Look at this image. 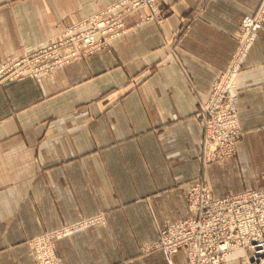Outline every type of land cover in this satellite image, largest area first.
I'll use <instances>...</instances> for the list:
<instances>
[{"label": "crops", "instance_id": "1", "mask_svg": "<svg viewBox=\"0 0 264 264\" xmlns=\"http://www.w3.org/2000/svg\"><path fill=\"white\" fill-rule=\"evenodd\" d=\"M117 1L0 0V62ZM168 1L162 25L135 14L110 49L0 85V264H33L31 237L101 212L107 226L58 241L62 264H167L160 250L133 258L157 236L147 204L164 205L161 219L189 216L181 185L201 171L199 103L261 0ZM238 86L239 155L253 164L264 155V29Z\"/></svg>", "mask_w": 264, "mask_h": 264}, {"label": "built area", "instance_id": "2", "mask_svg": "<svg viewBox=\"0 0 264 264\" xmlns=\"http://www.w3.org/2000/svg\"><path fill=\"white\" fill-rule=\"evenodd\" d=\"M149 2L155 5L154 0H149ZM130 5H137L136 0H133L128 6ZM121 7L122 4H118L116 7L83 20L80 24L83 29L81 28L80 32H78L77 27L70 29L64 32L61 35L62 40L54 42V45H51V41L46 44L42 43L43 47L36 49L32 54L28 53L33 50H28L25 53L28 55H24V57L7 60L0 66V75L9 74L12 78L24 77L27 74L41 76L54 68L69 63L74 58L101 50L108 40L105 39L106 34H108L106 28L112 25L114 21L113 17L110 16L106 22L105 16L108 12L111 14L118 12L117 10ZM263 22L264 8L257 20L249 16L246 17L243 23V32L240 35L241 47L235 55L228 73L226 72L227 74L221 79V83L230 84L229 87L225 85L224 88H231V90L236 88L239 66L245 60L248 48L258 31L263 28ZM58 44L63 45L66 49L62 51L56 62L51 61L50 51L57 48ZM44 48L48 50H42ZM43 59H46L45 62L49 61L50 64L45 66L39 64ZM28 70L30 73H27ZM221 83L216 86L210 96L211 98L209 97V103L207 102L209 106L220 105L223 94ZM229 105L233 107L232 100H229ZM228 110L218 114L221 119L218 123L221 136L227 134V131L235 129V126L236 128L239 127L236 118L230 117ZM237 133L238 131H234L232 135L221 139L215 138L210 149L211 154L215 156L217 153H221V151L216 150V146L225 139L230 143L232 152L236 145ZM262 178L263 186L260 190H250L219 199L211 197V190L208 186H199L191 194L192 217L184 221L167 223L163 229L162 238L155 243L164 247L165 254L169 256V263L175 264L171 255L183 247H187L186 264H231L233 261H229L228 257L235 250L243 251L240 257L241 262L238 264H264V174ZM47 241L41 237L33 240L35 246L38 243V258L43 255L42 250L40 251L42 247H39V244L43 245V242ZM45 245L44 251L51 254V246L46 243ZM41 264L58 263L55 259L49 258L48 262L41 261Z\"/></svg>", "mask_w": 264, "mask_h": 264}, {"label": "rangeland", "instance_id": "3", "mask_svg": "<svg viewBox=\"0 0 264 264\" xmlns=\"http://www.w3.org/2000/svg\"><path fill=\"white\" fill-rule=\"evenodd\" d=\"M133 0H119L116 3L110 5L109 7H106L105 9H102L98 11L97 13H94L90 15L87 18H91L92 16L103 12L104 10L111 9L113 7H116L118 4H122V7L118 9L116 13H110L108 12L105 16L106 22H108V19L110 16L113 17V24L107 26V37L105 39H108L106 42V45L98 51H95L90 54H84L81 57L74 58L69 61V63L64 64V67L68 64H70L72 61L76 59H82L87 56L100 53L104 50H108L112 47L113 42L119 40L122 38L124 35H126L129 30L132 28L131 26L127 25V18L132 17L135 14H139L137 24H143V23H148V22H155L158 25H162L165 20L169 16V10H171L170 2L168 0H154L155 5L151 4L149 0H136L135 6H128ZM146 4V5H145ZM264 8V0H261L260 4L258 7L251 13H247L241 17L240 25L238 30L234 34V38L236 41V47L234 50V53L227 65V67L220 71L214 78V81L212 82L211 88L208 91V93L202 97L199 107L196 113V119L200 126L202 127L203 130V141H202V147H201V154L199 156V163L201 166V171L199 172L198 176L186 183L185 185H181V189L184 192V198L187 204V209H188V217L182 218V219H174L171 217H165L161 219L162 217L160 216V212H162V208L164 205H155V203L149 202L147 204V212L151 214L155 228L157 230V236L154 241H147L143 242L139 248H140V253L133 258H142L145 255L149 254L151 251L154 250H160L163 254V257L166 261L167 264L169 263V256L165 254L164 252V247L160 245H156V241L162 238V233L163 229L166 227V224L169 222H175V221H184L188 220L192 217L191 213V205H192V198L191 194L194 193V191L199 187V186H208L211 190V197L214 199H219V198H225L231 195H236L242 192H247L250 190H260L262 189L263 186V174L264 170L262 172H257L254 169L256 166H258L259 160H264V155L262 156H257L254 158V163L250 164L242 159V156L239 155L240 153V144L244 135V131L242 128V125L239 120V86H238V80L236 83V88H224L225 85L228 87L230 84H224L223 82L221 83V79L228 73L229 67L232 63V61L235 58V55L239 51L241 47V38L240 35L243 32V23L246 19V17H252L254 19L259 18V14ZM120 13V15H119ZM86 18V19H87ZM85 20V19H84ZM76 27H71L68 28L66 31L70 29H74ZM83 29V28H82ZM264 29V22H263V28L258 31L257 35L253 39L252 43L250 44L247 55L245 57V60L241 62V65L239 66V74L245 69V62L246 59L249 55V52L257 39V37L260 35V33ZM78 32L81 31V29L78 28ZM65 31V32H66ZM96 34V33H95ZM62 40L61 34L57 35L54 37V39H51V45H54L53 43L59 42ZM42 43L35 46V47H27L24 49L21 53L9 57L7 59H4L0 62V66L5 63L7 60L13 59V58H20L24 57V55L32 54L36 49L42 48ZM59 47V48H58ZM57 48H54L53 50L50 51V55L52 57L51 61L58 59L60 54H62V51H65V47L63 45L58 44ZM70 48V47H69ZM28 50H33L28 54H25L26 51ZM42 50H48L47 48H44ZM55 51L54 53H52ZM79 52V51H78ZM46 59H43L39 62V64H43L45 66L46 64H50L49 61H46ZM45 62V63H44ZM57 67V68H60ZM54 68L45 74L38 76V75H33V74H27L24 77H16L12 78L9 76V74L5 75H0V85L10 83V82H15V81H21L25 79H37V78H42L47 76L49 73H51L53 70L57 69ZM227 72V73H226ZM27 73H30V70L27 71ZM32 73V72H31ZM224 73V74H223ZM4 76V77H3ZM221 83V89H223V94L221 97V103L220 105L217 104V106L208 105V101L210 100L209 97L212 95L214 89L216 86H219ZM225 89V91H224ZM211 98V97H210ZM229 100L233 101V107H230L229 105ZM208 102V103H207ZM229 105V107H227ZM229 109V114L230 117L236 118V121L239 125L238 128L232 129L227 131V134H224L223 136L220 135V128L218 126V123H220L221 119L218 117L219 112H223L224 110L227 111ZM262 130L264 131V126L261 127ZM234 131H238L237 133V138L235 140V148L231 152L232 148L230 146V143L228 142L227 139H225L222 143L217 144L216 150L221 151L220 154H216L213 156L211 154L210 149L213 146V143L215 142V138H223L225 136L232 135ZM257 142V141H254ZM258 146V145H256ZM256 164V165H254ZM254 165V166H252ZM214 192V193H213ZM91 225H100V226H107L108 225V214L107 212H101L98 213L97 215L90 216L88 218H82L74 223H66L63 226L59 227L58 229H54L52 231H47L43 234L33 236L29 239V244L31 245L32 248V256H33V264H41V261L48 262L49 258L55 259L58 264H62V259L61 256L58 253L57 250V243L59 240L62 238L68 237L73 235L74 233L84 230L88 228ZM41 237L42 239L48 240L47 242H43V245L41 243L39 244V247H45V243L49 246H51V254L47 251H44V248L40 249L42 250V257L38 258L37 253H38V243L35 246L33 240H37ZM187 247H183L180 249L177 253L171 255V259L175 264H186L187 262ZM183 254V261L181 263H178L176 260V256L178 254ZM129 253H127L128 255ZM242 255V251H236L234 255L231 257L232 261L231 264H238L241 262L240 257ZM126 255L123 254L122 260L123 261H128L131 258L125 257ZM132 260V259H131ZM224 264V263H222Z\"/></svg>", "mask_w": 264, "mask_h": 264}, {"label": "bare ground", "instance_id": "4", "mask_svg": "<svg viewBox=\"0 0 264 264\" xmlns=\"http://www.w3.org/2000/svg\"><path fill=\"white\" fill-rule=\"evenodd\" d=\"M61 35H62V34H61ZM238 77H239V76H238ZM238 77H236V80H238ZM236 251H238V250H235V251L232 253V255L228 257L229 261L232 260L231 257L234 255V253H235ZM242 252H243V251H242Z\"/></svg>", "mask_w": 264, "mask_h": 264}]
</instances>
